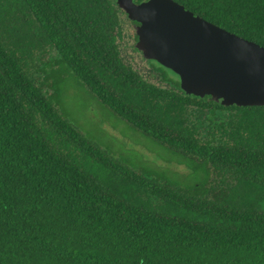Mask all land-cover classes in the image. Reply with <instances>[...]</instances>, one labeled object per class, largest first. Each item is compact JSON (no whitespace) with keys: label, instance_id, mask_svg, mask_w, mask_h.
Instances as JSON below:
<instances>
[{"label":"trees","instance_id":"trees-1","mask_svg":"<svg viewBox=\"0 0 264 264\" xmlns=\"http://www.w3.org/2000/svg\"><path fill=\"white\" fill-rule=\"evenodd\" d=\"M173 1L264 47V0ZM127 23L117 0H0V264H264V106L186 94ZM43 43L195 182L87 138L28 71Z\"/></svg>","mask_w":264,"mask_h":264},{"label":"water","instance_id":"water-1","mask_svg":"<svg viewBox=\"0 0 264 264\" xmlns=\"http://www.w3.org/2000/svg\"><path fill=\"white\" fill-rule=\"evenodd\" d=\"M134 23L136 48L180 77L188 95L223 106H264V47L173 0H117Z\"/></svg>","mask_w":264,"mask_h":264},{"label":"rangeland","instance_id":"rangeland-1","mask_svg":"<svg viewBox=\"0 0 264 264\" xmlns=\"http://www.w3.org/2000/svg\"><path fill=\"white\" fill-rule=\"evenodd\" d=\"M126 26L136 35L134 23L133 26L131 23ZM132 42L131 39L130 44ZM44 46L46 49L35 50L32 60L27 63L28 71L38 82H43L48 77V84L44 85L47 90V85H50L48 93L53 103L87 138L124 165H131L140 171H153L163 176L168 172L166 169L171 168L173 171L185 172L179 176L183 182H195V165L192 161L187 164L188 170L179 167L167 147L160 145L157 140L142 131L135 130L124 118L106 108L69 70L63 66L53 67L52 61L57 58V54L46 43ZM128 50L132 53V49L128 47ZM43 66L47 67V74L40 71Z\"/></svg>","mask_w":264,"mask_h":264},{"label":"flooded vegetation","instance_id":"flooded-vegetation-1","mask_svg":"<svg viewBox=\"0 0 264 264\" xmlns=\"http://www.w3.org/2000/svg\"><path fill=\"white\" fill-rule=\"evenodd\" d=\"M136 3H137V2H136ZM141 53H142V52H141ZM142 55H143V54H142ZM139 56H141V54H140V53H139ZM144 59H145V58H144ZM142 60H143V59H142ZM146 60H147V59H145V60H143V61H144V62H147Z\"/></svg>","mask_w":264,"mask_h":264}]
</instances>
